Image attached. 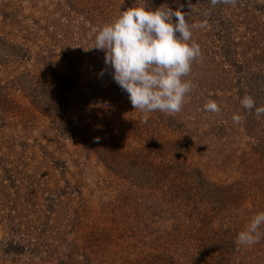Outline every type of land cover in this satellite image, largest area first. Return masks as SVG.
I'll return each instance as SVG.
<instances>
[{"label":"rangeland","instance_id":"rangeland-1","mask_svg":"<svg viewBox=\"0 0 264 264\" xmlns=\"http://www.w3.org/2000/svg\"><path fill=\"white\" fill-rule=\"evenodd\" d=\"M180 5L194 87L144 122L87 49L122 11ZM245 95L264 105V0H0V264H264V238L236 242L264 212Z\"/></svg>","mask_w":264,"mask_h":264},{"label":"clouds","instance_id":"clouds-1","mask_svg":"<svg viewBox=\"0 0 264 264\" xmlns=\"http://www.w3.org/2000/svg\"><path fill=\"white\" fill-rule=\"evenodd\" d=\"M218 3L235 4L236 0H211L213 6ZM182 7L161 6L155 10L131 7L98 29L94 44L87 49L104 52V63L111 69L112 79L128 94L133 108L143 114L144 122L154 111L167 115L179 113L194 87L191 80L184 78L189 76L193 62L202 52L192 38V25ZM104 72L102 69L100 75ZM240 104L248 112L254 110L257 119L264 116V105L257 106L252 96L245 95ZM204 110L219 113L220 107L209 100ZM244 119L237 113L232 116L235 124H241ZM262 225L264 212H259L246 230L238 234L237 245L258 243L264 238V233L259 231Z\"/></svg>","mask_w":264,"mask_h":264}]
</instances>
